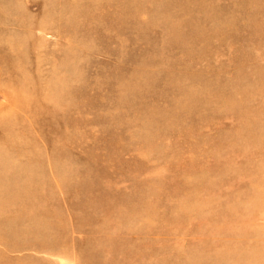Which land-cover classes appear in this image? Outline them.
<instances>
[{
  "label": "rangeland",
  "instance_id": "374dc122",
  "mask_svg": "<svg viewBox=\"0 0 264 264\" xmlns=\"http://www.w3.org/2000/svg\"><path fill=\"white\" fill-rule=\"evenodd\" d=\"M0 264H264V0H0Z\"/></svg>",
  "mask_w": 264,
  "mask_h": 264
}]
</instances>
